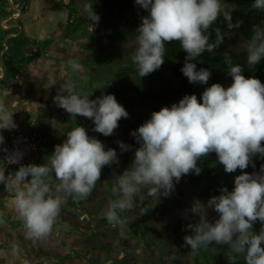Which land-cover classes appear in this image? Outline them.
<instances>
[{
	"label": "clouds",
	"instance_id": "clouds-1",
	"mask_svg": "<svg viewBox=\"0 0 264 264\" xmlns=\"http://www.w3.org/2000/svg\"><path fill=\"white\" fill-rule=\"evenodd\" d=\"M147 11L138 27L137 48L131 57L140 77L159 69L164 63L165 42H180L186 52L181 72L190 83L207 84L211 73L206 68L197 70L193 61L204 52L213 53L224 42V34L216 29V39L210 42L205 33L224 15L230 19L221 0H135ZM252 7L264 10V0H254ZM87 11L93 22L99 16L92 6ZM229 29L238 27L229 23ZM246 63L253 67L264 59V28L253 26L247 43ZM74 71L82 65L71 62ZM241 64H229L232 83L224 87L213 83L205 88L201 100L195 94L185 95L171 107L153 111L130 135L139 144L131 164L120 174H115L112 188L116 196L105 213L110 224L125 223L122 213L133 208L134 197L142 189L150 197L169 196L183 175H199L198 161L215 153L227 173L241 170L234 178V188L220 190L218 196L201 204L197 223L186 228L191 234L184 237V245L193 251L209 245L227 246L242 255L245 264H264V166L258 173L244 171L252 157H264V83L256 77H245ZM54 101L73 121L83 116L93 121L94 131L110 136L129 113L114 94H102L90 99L75 90L69 82L61 83ZM13 113L0 100V129H14ZM4 137L0 134V145ZM121 152L131 145L118 141ZM6 153L8 150L3 149ZM20 153H8V164H15ZM114 148L105 150L104 144L88 135L85 127L71 129L66 139L54 147L48 162L21 164L15 172L6 174L0 168V184L11 192L12 207L23 220L28 238H47L55 224L65 195L83 200L89 197L101 178L105 166L119 164ZM59 182L51 183V176ZM218 218L209 220L208 211ZM259 221V232L253 225ZM229 264H235L229 258Z\"/></svg>",
	"mask_w": 264,
	"mask_h": 264
},
{
	"label": "rangeland",
	"instance_id": "rangeland-1",
	"mask_svg": "<svg viewBox=\"0 0 264 264\" xmlns=\"http://www.w3.org/2000/svg\"><path fill=\"white\" fill-rule=\"evenodd\" d=\"M60 1L65 2V6L72 4L71 0ZM44 2L49 6L54 3L53 0H44ZM9 4L11 5L10 2ZM73 5L77 8L74 17L80 18L78 20L80 24L75 31L66 33L70 13L68 8H62V13L61 10L54 12V9L50 13L46 12L43 18L40 17V24L29 34L32 38L44 39L49 35L52 36L53 33L54 40L51 42L53 44L57 39H60L56 49L50 51L51 56L50 54H46L45 57L41 56L51 64L50 70L54 68H60V70L55 73V77L52 72L46 75V70H43V76H46L42 78L45 84L42 86L46 92L38 97L34 96L35 102L31 114L27 115L28 121L25 128L34 120L42 136L40 143H46L53 152L55 145L61 144L71 129L79 126L80 121H85L83 116H78L76 121H73L69 114L55 103L54 97L57 95L61 83L64 82L74 84L81 94H89L90 99H95L102 94H114L129 116H137V118L141 116L140 121L138 123L128 122L127 118H125L126 120L122 118L118 122L119 126L110 136H104L94 131L93 137L104 144L105 150L107 148L116 149L120 162L118 165L113 164L109 168H103L95 189L79 205L70 204L64 198L65 202L53 229L45 239L33 240L27 237L23 220L10 203L13 194L6 191L5 188L1 190L0 193L3 196L0 200V264H93L91 258H96L104 264H116L113 258L124 259L125 262L121 264H222L224 260H220L217 256H209V259H205L201 247L193 251L184 245V237L191 234L186 225L197 223L199 220V216L193 214L192 208L194 207L195 213L199 214L201 212L200 203H207L205 200L200 201L193 197L191 186L185 175L176 183L169 196L150 197L143 189L137 196L140 205L146 201L147 206L151 208L158 202H166L168 210L155 213L143 220L144 217L139 207L133 203V208L122 214L125 220L124 224H110L107 221L105 213L113 201L111 191L115 184L114 173H122L131 164L134 151L139 147L135 138L130 135L132 129L128 125L133 124L134 130H136L148 120L146 112L149 102L135 96L132 90L125 89V84V91L120 97L116 93L115 87L120 85L122 76H117L116 60L111 61L110 65L103 61L98 63V61L111 51H125L133 48L136 50L137 36L123 34L111 37L107 35L111 25L116 24L123 17L135 14V10L132 7H127L121 10L107 11L102 7H92L99 16L98 24L94 25L87 11L90 6L89 0H74ZM222 5L226 10L234 6V4ZM16 7L18 9L21 5L17 3ZM34 13L33 10L27 14L25 23L33 24ZM18 19L20 18L13 19L12 23L17 22ZM247 43V40L235 34L217 49L230 52L247 47ZM69 44L71 45L69 46ZM36 51L37 46L34 44L28 46L26 50L29 54ZM49 58H53V60ZM42 59H36L30 64V68L41 66L40 60ZM72 61L82 65V70L74 71L71 66ZM31 75L35 76V74ZM197 99L202 101L201 98L197 97ZM25 128L21 130L23 131ZM109 140H113L115 143L110 144ZM118 141L131 145V149L121 152ZM0 151H2L1 147ZM50 156V154L39 150L37 157H32L25 165L48 162ZM3 162L5 159L1 158L0 154V166L5 168V171L7 170L6 174L16 171ZM209 164L219 165L224 170L217 157L212 159ZM237 171L238 169L236 172L227 173L228 178L234 180L238 174ZM180 217H188L189 222L177 229L176 225ZM208 218L214 220L218 218V214L209 210ZM74 251L78 252L80 257H75ZM107 257H112V259L106 260Z\"/></svg>",
	"mask_w": 264,
	"mask_h": 264
},
{
	"label": "trees",
	"instance_id": "trees-1",
	"mask_svg": "<svg viewBox=\"0 0 264 264\" xmlns=\"http://www.w3.org/2000/svg\"><path fill=\"white\" fill-rule=\"evenodd\" d=\"M29 1L30 0H14L15 4L18 3L21 5V7H18L21 15L28 10ZM253 2L254 0H221L222 4H234V6L226 10L230 19L221 15L208 32L205 33L206 35H209L210 42L216 39V29H219L224 34V42L222 43L224 44L235 34H238L248 42L252 35L253 26L260 25L264 28V10L254 9L252 7ZM70 3L72 4H66L70 13L66 25V33L75 31L80 24L78 22L80 18L74 17L77 13V8L73 5L74 0H71ZM89 3L92 7H102L107 11H112L114 9L121 10L127 7H132L135 10V14L123 17L116 24L109 27L110 29L108 30L107 35L111 37H117L123 34L132 37L138 36L139 33L137 29L142 23L141 17L148 15L146 10L135 4V0H89ZM14 12L15 11L12 9L8 0H1L0 21L12 15ZM17 23L21 24V19H18ZM229 23L238 25V27L229 29ZM9 30L10 29H0V52L3 51L0 54V57L4 74L0 78V83L2 85L7 84L11 77L24 71L28 64L36 57V53L29 54L26 52L28 46L36 44V39L25 34V32L20 30L19 27L12 28L13 32L17 34L8 37L7 35L10 33ZM4 41L7 47H5L3 43ZM44 44L48 47L51 45V41L49 42L48 40ZM246 48L247 47L230 52H223L222 50L215 49L213 53L206 51L201 56L197 57V59L193 61L197 65V70L200 68H206L211 73L207 84L190 83L187 77L183 75L181 68L183 67L187 54L178 41H173L171 43L165 42L166 50L163 65L156 71L144 77L139 76L137 66L131 59L135 53L134 48L126 49L125 51L108 52L105 57L98 61V63L103 61L110 65L109 63L111 61L116 60L117 63L115 65L117 66V76H122L120 78V85L115 87L116 93L122 97L125 89H130L135 96L147 100L149 102V108L147 109L146 116L147 119H150L153 111H159L161 107L164 106L171 107L173 103H178L180 98L185 95L195 94L198 98H201L205 88L211 86L213 83H220L224 87H228L232 83V77L228 74L230 63L241 64L243 66L242 74L245 77H256L261 83H264V59L253 67L249 66L246 63ZM75 90L80 93L79 89L75 88ZM140 117L128 116L127 120H129L128 122L138 123ZM123 119L126 120L125 118ZM79 126L85 127L88 135L93 137L94 123L92 120L85 118V121L79 122ZM128 126L132 131L135 129L133 124H129ZM109 143L114 144L115 142L109 140ZM39 150L48 155L52 154L50 147H47V144L43 142L40 143ZM216 157L215 153H210L208 156L203 157L198 161V166L201 168L199 175L194 172L185 175L191 186V193L197 200L208 201L210 197L218 196L223 187H227L229 191L234 188V180L228 178L227 172L219 167V165L209 164V162ZM262 166H264V157L256 155L252 157L251 163L246 169H244V171L248 173H258L261 171ZM11 168L17 170L15 167ZM105 168H109V166H105ZM5 172H7V170ZM237 173V175L241 174V170L238 169ZM50 179L53 185L59 183L54 175H52ZM174 183L176 185L175 181ZM111 195L113 198L112 200L116 199V196L112 191ZM64 198L73 205H79L84 200L77 199L73 195H65ZM134 205L139 207V210L144 217L143 220L155 213H160L169 209L166 202H158L151 208L147 206L146 201H143L140 205L138 197H134ZM188 222V217H180L176 225L178 226L177 229L186 225ZM261 226L262 225L259 221L253 225L254 230L257 232H259ZM201 248L203 249V256L205 259H209V256H217L220 260H224L222 264H229V258H233L235 264H245L243 256L231 252L226 245L217 246L213 244L207 247L202 246ZM107 249H109V247H107ZM74 253L75 257H80L78 252L74 251ZM105 259L109 260L112 259V257H107ZM113 259L116 264L125 262L124 259ZM90 260L93 264H104V262H100L96 258H91Z\"/></svg>",
	"mask_w": 264,
	"mask_h": 264
},
{
	"label": "crops",
	"instance_id": "crops-1",
	"mask_svg": "<svg viewBox=\"0 0 264 264\" xmlns=\"http://www.w3.org/2000/svg\"><path fill=\"white\" fill-rule=\"evenodd\" d=\"M8 1L11 3L12 9L15 12L12 15L0 21V29L1 28H3L4 30L10 29L9 30L10 33H8L7 35L8 37L15 36L17 34L13 32L14 29L12 30V28L14 27H19L20 30H23L25 34L30 36L29 34L33 32L34 29L40 24V17L43 18L46 12L50 13V11L54 9V12H58L59 10H61V13H62V8L67 9V7L65 6V2H61L60 0H53L54 3L51 4L50 6L49 4L45 3L44 0H30L28 10L21 15V13H19L20 12L19 9H16L17 7H16V4L14 3V0H8ZM40 1H42L43 3L42 4L39 3ZM0 4H1V0H0ZM33 10L35 11L34 13L35 17H33V20H34L33 24L25 23L27 14L31 13ZM17 16L21 19V24L17 22L12 23L13 19L18 18ZM48 31H51V30H48ZM52 36H53V33H52ZM52 36L49 35V37L47 36L44 39H39V38L37 39L36 37H33L36 39V44L34 45L37 46V51L35 52L36 53L35 59L28 64L27 68L24 71L11 77L7 84L2 85L0 83V100H3L6 103L7 110L10 113H13L12 118L17 126L16 127L17 129L14 128L13 130H21L25 128V126L27 125V121H28L27 115L31 114V111L33 108L32 106L35 102L34 96L38 97L42 93L46 92V89L42 86V85H45L44 81H42V78H44L47 74H49V72H52L53 76L55 77L56 75L55 73H58V70H60V68H54L50 70L51 64L49 63V61L46 60V58H44L46 54H50V51H54L59 44L60 39L59 40L57 39L55 41V44L51 43V45H49L48 47L44 44L48 40L49 42L50 41L52 42L54 40ZM3 43L5 47H7L5 41ZM74 44L75 43L73 42V45ZM70 45L71 44H69V46ZM2 52H0V54ZM66 52L69 53V51H66ZM31 54H34V53H31ZM41 56H44V57H41ZM38 58H43L42 60H40L41 66L39 67L36 66L34 69L30 68V64H32ZM49 59L53 60V58H49ZM43 70H46L45 71L46 75L44 76H43ZM31 74H35V76L32 77L33 75ZM3 75H4L3 67L1 64V57H0V78ZM54 88L55 86L53 87V89ZM51 92H53L52 89H51ZM9 131H12V129H0V134H2L4 137V142L2 145H0L2 149V151H0V154H1V158H4V159L5 157H4L3 149L6 146ZM3 164H5V162H3ZM3 188H4L3 185L0 184V192ZM2 196L3 195H1L0 193V200L2 199Z\"/></svg>",
	"mask_w": 264,
	"mask_h": 264
},
{
	"label": "built area",
	"instance_id": "built-area-1",
	"mask_svg": "<svg viewBox=\"0 0 264 264\" xmlns=\"http://www.w3.org/2000/svg\"><path fill=\"white\" fill-rule=\"evenodd\" d=\"M41 133L34 120H32L25 130H12L8 133V140L5 148L8 153H20L21 158L18 163L8 164L5 159V165L19 168L21 164L29 161L32 157H37L40 147ZM4 151V157L8 154Z\"/></svg>",
	"mask_w": 264,
	"mask_h": 264
}]
</instances>
